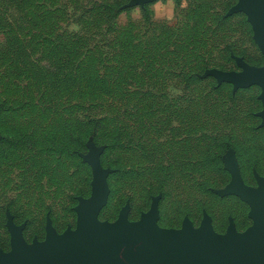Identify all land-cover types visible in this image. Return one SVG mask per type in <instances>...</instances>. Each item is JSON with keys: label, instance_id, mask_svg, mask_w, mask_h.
Masks as SVG:
<instances>
[{"label": "rangeland", "instance_id": "374dc122", "mask_svg": "<svg viewBox=\"0 0 264 264\" xmlns=\"http://www.w3.org/2000/svg\"><path fill=\"white\" fill-rule=\"evenodd\" d=\"M239 1L0 0V102L27 104L0 115V255L75 232L96 180L101 224L157 203L162 230H255L264 88L232 77L264 53Z\"/></svg>", "mask_w": 264, "mask_h": 264}, {"label": "water", "instance_id": "95a60500", "mask_svg": "<svg viewBox=\"0 0 264 264\" xmlns=\"http://www.w3.org/2000/svg\"><path fill=\"white\" fill-rule=\"evenodd\" d=\"M234 9L248 15L264 53V0H240ZM232 78L264 88V68L248 67ZM239 194L254 207L256 228L246 237L231 231L222 240L213 235L207 220L199 233L189 221L184 232L157 228V203L142 223H130L124 212L117 223L101 224L98 215L105 196L102 182L96 180L91 201L80 207L75 232L60 236L49 231L45 244L30 247L14 230L13 251L0 255V264H264V191L241 185Z\"/></svg>", "mask_w": 264, "mask_h": 264}, {"label": "trees", "instance_id": "16d2710c", "mask_svg": "<svg viewBox=\"0 0 264 264\" xmlns=\"http://www.w3.org/2000/svg\"><path fill=\"white\" fill-rule=\"evenodd\" d=\"M7 13L6 11H4L3 9H1V15ZM46 80V79H45ZM49 82L48 80H46V83ZM26 99V97L21 98V103H16V104H8L7 102H4L3 100H1L0 102V115H2L3 113L8 112V114H11V116H15L18 117L20 116V118L22 117L21 112L19 107H26L27 104L26 102H24V100ZM19 109V111L17 110ZM17 110V111H16ZM16 111V112H15ZM23 118V117H22ZM15 119V118H14ZM19 120H16V122ZM16 124V123H15ZM91 124H93V128L94 125L98 126L100 125V120H91ZM14 132V131H13ZM15 133V132H14Z\"/></svg>", "mask_w": 264, "mask_h": 264}]
</instances>
